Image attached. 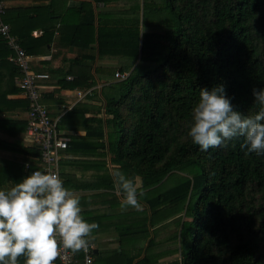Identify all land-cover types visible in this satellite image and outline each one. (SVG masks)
Instances as JSON below:
<instances>
[{"label": "trees", "instance_id": "16d2710c", "mask_svg": "<svg viewBox=\"0 0 264 264\" xmlns=\"http://www.w3.org/2000/svg\"><path fill=\"white\" fill-rule=\"evenodd\" d=\"M121 1L130 2L123 12L141 16L102 9L95 13L91 3L83 1L59 20L60 38L66 37L69 45L95 44L98 57H127L134 62L128 70L96 67L95 73L103 78L116 79L101 86L103 106L91 111L81 103L63 114L77 115L81 121L74 129L85 131L64 135L65 154L109 153L114 170L123 171L134 183L135 177L140 178L139 200L147 201L150 215L134 231L122 225V217L117 221L121 249L115 250L113 264H132L134 256L126 257L122 246L128 230L140 239L147 233L145 220L153 226L173 215L177 216L169 223L176 227L174 244L160 252L172 258L164 264H264V155L247 152L241 147L242 138L202 151L187 135L191 107L202 87L223 84L235 109L249 115L256 110L252 89L264 87V0ZM36 8L11 7L1 13L10 32L33 56L48 51L54 24L52 12H46L48 26L33 37L39 19ZM154 25L156 30H151ZM12 54L0 35V65L10 67L15 77L19 69L7 61ZM85 69L83 78L69 81L58 76L60 88L93 86L95 77ZM11 91L21 93L16 84ZM7 93H2L0 109L28 110L23 95L6 99ZM18 126L23 131L26 122ZM16 150L28 157L39 155L31 145ZM61 171L64 183L75 188L99 187L107 177L104 173L95 182L73 184L74 176ZM27 174L23 163L0 159V188L12 187ZM172 175L178 179L163 185ZM102 185L111 188L114 181ZM73 254L76 264L85 256L83 250ZM24 259L19 256L18 264ZM144 262L155 263L157 256H144ZM54 264H61L58 258Z\"/></svg>", "mask_w": 264, "mask_h": 264}, {"label": "crops", "instance_id": "0c3cea01", "mask_svg": "<svg viewBox=\"0 0 264 264\" xmlns=\"http://www.w3.org/2000/svg\"><path fill=\"white\" fill-rule=\"evenodd\" d=\"M2 1L3 11L11 7L27 5L37 6L36 15H38L39 19L37 21V27L32 30L33 37H39L43 33L42 28L48 26L46 12H49V14L52 12L50 17L53 18L51 23L54 22L52 25L53 28H51L53 34L50 44L47 46L48 51L34 56L30 55V65L32 69L44 70L45 72L48 71L51 75L48 79L41 81L43 103L48 108L51 117L57 118L59 121L61 115L66 112L64 109L70 110L73 106H78L81 103L88 105L91 108V104L96 102V99H94L95 95H101L102 84H98L100 89L97 91H95V89L93 90L94 87L96 88L94 85L85 91H83V88L81 87L63 89L60 88V85L57 83L58 76H63L66 80H68L66 78L67 75H71L74 78L77 76H79L78 78H83V71H86L85 68H89L86 74H93L95 77V75H97V73H95L96 67L106 66L113 68V65L102 64V61H113V56H96L95 44H93L91 48L69 45L66 37L60 38V35L63 32L61 33L59 29V20L60 18L62 19V17L64 18L68 9L79 7L83 1L91 3L95 13L101 10V8L97 7L99 3L105 7L110 6L113 2L104 4L102 2L96 3L94 0ZM48 4L49 6H47ZM108 11L110 14H113L110 10ZM80 54L88 55L89 57H80ZM7 61L13 63L10 60V57ZM109 81H111V79L108 77L106 83ZM12 86H15V77L11 75L10 67L4 64L0 65V99H2V93L4 92H8L6 94V99L22 97L20 92L14 93L11 91ZM89 89L91 92L87 93V91H90ZM8 105L10 104L8 103ZM27 111V109H24L21 106L0 109V159L11 160L20 164L29 161L27 154L16 150V147L18 146L25 147L30 145L25 130L20 131L18 126L20 125V122H26ZM84 132L83 129H77L72 132L62 133L63 135L71 133L83 135ZM66 155H69V157L61 160L60 169L62 170L61 172L74 176L73 184L81 182H83V184H87L88 182L91 183L95 178L97 180V175L101 176L104 173H107V177L101 182L107 183L108 180H111L113 183L114 180L111 173L114 168L110 161L111 155L109 153L104 156ZM62 180L63 182L65 181L63 178ZM99 181L100 180L96 182ZM103 183L96 188H75L64 183L67 188L75 191L80 196L84 218L89 222L95 221L99 225L97 229L93 230L89 238L88 250L90 251L92 258L90 264H113L115 250L121 249V244L118 239V230L115 228L117 221H119L121 217V221H123L122 225H125L130 231H134L132 229L143 226L141 224L144 222V217H149L150 215L149 205L147 201L145 202L143 199L139 200L141 205L140 210L137 211L131 207L127 210H122L119 207V201L122 199V196L118 193L115 183L114 187L111 188L104 187V185H102ZM135 184L137 188L140 186V178L138 176L135 177ZM147 220H145L147 223V233L144 237L138 239L139 236L133 235V232L129 233L128 230L127 233L129 237L122 238V246L125 250V256H134L132 264H147L144 262V256L156 255L157 262L152 264H164L166 261L170 260L172 256L166 255L164 252L160 256V252L164 251L166 248H155L160 239L157 237L155 238V235L151 230L152 227H159L160 224H163L164 220L153 226H151ZM138 232L140 233V231ZM153 238L155 239L154 243L152 242ZM79 264H85V260L82 259Z\"/></svg>", "mask_w": 264, "mask_h": 264}, {"label": "clouds", "instance_id": "9594fccd", "mask_svg": "<svg viewBox=\"0 0 264 264\" xmlns=\"http://www.w3.org/2000/svg\"><path fill=\"white\" fill-rule=\"evenodd\" d=\"M253 114L235 109L223 84L202 87L192 105L187 135L200 150L243 139L247 152L264 155V87L253 88ZM122 196L119 207L140 210L134 180L119 169L111 173ZM80 196L50 169L33 170L10 188H0V264H54L58 246L87 252L89 238L99 225L82 215Z\"/></svg>", "mask_w": 264, "mask_h": 264}, {"label": "built area", "instance_id": "2783aa9c", "mask_svg": "<svg viewBox=\"0 0 264 264\" xmlns=\"http://www.w3.org/2000/svg\"><path fill=\"white\" fill-rule=\"evenodd\" d=\"M2 12L3 1L0 0V35L13 53L10 60L20 72L15 76V84L28 101L25 133L29 144L39 151L37 157L31 155L29 161L23 162L24 169L28 173L36 169L42 171L50 169L60 176V162L69 155L64 153L67 138L57 128L58 119L50 116L48 108L42 101L41 81L48 79L49 74L31 68L30 55L21 46L17 36L10 32L9 25L1 19ZM66 78L72 80L73 76L67 75ZM58 253L57 258L61 264H76L72 250L64 249L62 243L58 246ZM84 254L85 264H90L92 262L90 251H84Z\"/></svg>", "mask_w": 264, "mask_h": 264}, {"label": "rangeland", "instance_id": "374dc122", "mask_svg": "<svg viewBox=\"0 0 264 264\" xmlns=\"http://www.w3.org/2000/svg\"><path fill=\"white\" fill-rule=\"evenodd\" d=\"M129 6H130V2L129 1H121V0L115 1L114 0L113 3L110 4V6H105L104 7L101 3H99L97 7L101 8L102 10H110L115 15H125L126 14L127 16H134V15L141 16V12H139V13H137V12L135 13V12H131V11L130 12L129 11L128 12H123L125 10H129V8H130ZM156 28H157L156 25H154L153 27H150L151 30H156ZM133 63L134 62L132 60H130V58H127V57H121V58L113 57V61H110V62L102 61V64L113 65L115 68H121V69H124V70H128L132 66ZM106 80H107V78L104 79L102 76H99L98 74L95 75V84H94V86H96V88L94 87L93 90L94 89H95V91L99 90L100 88L98 86L100 84L104 85L106 83ZM113 80H116V79H113ZM90 87H92V86H90ZM90 87L83 88L82 90L85 91V90H87ZM90 92H91V90L87 91V93H90ZM94 99H96L95 100L96 102L91 104L92 105L91 111L97 110V107L101 108L103 106V103H104V99H103L102 94L101 95H99V94L97 95L96 94ZM64 110L68 111L67 109H64ZM61 116H63V115H61ZM60 119H61V117H60ZM80 121H81V119L79 117H77V115L76 116L73 115L71 117L70 116V112L67 113L61 119V131L62 132H66V133L75 131L74 128L77 126V123L78 124L80 123ZM177 176L178 175H172L170 177H167V179H165L163 185H166L167 187L172 185L171 181H175L174 180L175 178L178 179ZM176 216L177 215H175V216L173 215V216H171L169 218H166L164 220V223L160 224L159 227H155V228L152 227L151 228L152 233L155 235V238L157 237L158 239H160L159 243H157L155 248L164 249V248L173 246L174 241H173L171 236L176 231V227H175L174 224L169 223V222H170V220H172ZM153 240H155V239L153 238Z\"/></svg>", "mask_w": 264, "mask_h": 264}]
</instances>
